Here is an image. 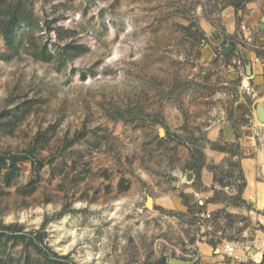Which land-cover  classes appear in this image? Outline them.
I'll return each mask as SVG.
<instances>
[{
    "label": "rangeland",
    "instance_id": "obj_1",
    "mask_svg": "<svg viewBox=\"0 0 264 264\" xmlns=\"http://www.w3.org/2000/svg\"><path fill=\"white\" fill-rule=\"evenodd\" d=\"M231 1L0 2V264L198 263L183 235L195 217L204 237L198 212L144 201L201 152L212 107L245 119L203 62L200 19Z\"/></svg>",
    "mask_w": 264,
    "mask_h": 264
},
{
    "label": "crops",
    "instance_id": "obj_2",
    "mask_svg": "<svg viewBox=\"0 0 264 264\" xmlns=\"http://www.w3.org/2000/svg\"><path fill=\"white\" fill-rule=\"evenodd\" d=\"M218 16L219 20L214 21L205 17L200 19L203 34L213 47L203 62L207 71L217 69L221 76L216 89L210 86L211 95L218 99V104H233L235 108L247 109L245 119L237 122L233 117L237 111L234 110L232 116L223 110L222 114H216L217 109L212 107L211 115L215 114V117L208 119L201 135L203 139L196 138L194 134L202 142L201 152L190 154V165L179 171L174 179L161 178L159 183L149 186L150 193L145 194V198L152 196L153 207L158 206L162 210H176L187 215H190L188 210L211 214V219L206 222L212 229L205 233L196 247L197 264H264V136H259L264 133V120L261 121L257 115L259 105L264 104V1L251 0L239 8L229 2L224 4ZM241 24L252 30L255 48L242 43ZM227 44L233 47L230 53L225 54L223 48ZM235 58L243 62L245 78L253 88L252 93L246 94L235 84L244 80L232 64ZM212 76H216L213 71ZM229 89L235 93L234 98H230ZM236 144L239 145L238 150L232 147ZM237 157L240 158L238 170L227 164ZM239 172L245 178L241 191L236 185ZM228 174V183L216 185L217 176L225 180ZM189 222L183 233L186 249L190 242H194L193 237L198 231L195 217H191ZM221 240L247 246L249 255L241 261L230 258ZM259 252L260 259L256 260L253 255Z\"/></svg>",
    "mask_w": 264,
    "mask_h": 264
},
{
    "label": "built area",
    "instance_id": "obj_3",
    "mask_svg": "<svg viewBox=\"0 0 264 264\" xmlns=\"http://www.w3.org/2000/svg\"><path fill=\"white\" fill-rule=\"evenodd\" d=\"M240 28L243 30L242 43L246 46H250L252 48H255L256 46L254 45V42H253L252 30L243 24H241ZM232 64L235 66V69L237 68V70L241 73V76L243 78L246 77L244 74V69L242 67L243 62L240 58H235V60H233ZM243 78H242V80H243ZM242 86L247 93L253 92V88L250 86L249 83L247 85H245L242 81ZM196 216L198 219V224L200 226V233L202 235H205L206 232H208L209 230L212 229L210 223L206 222V220H210L212 216L207 211L198 212L196 214ZM203 239H204L203 236L201 237L200 234H197L194 242L191 244V248L193 250H196L198 243L200 241H202ZM221 243L223 244V248H224L226 255L229 256L230 258L234 259V260L241 261L246 255H249V248L245 245L240 246V244H238L237 242L236 243L226 242L224 240H221Z\"/></svg>",
    "mask_w": 264,
    "mask_h": 264
},
{
    "label": "water",
    "instance_id": "obj_4",
    "mask_svg": "<svg viewBox=\"0 0 264 264\" xmlns=\"http://www.w3.org/2000/svg\"><path fill=\"white\" fill-rule=\"evenodd\" d=\"M232 45L231 44H227L224 48H223V52L225 54H228L231 52L232 50ZM257 115H258V118L261 119V120H264V109L262 110H259L258 108V112H257ZM164 134V131L161 130L160 131V135L162 136ZM145 206L148 208V209H152L153 208V198L152 196H148L147 199H146V202H145ZM168 262L170 264H185V262L179 258H169L168 259Z\"/></svg>",
    "mask_w": 264,
    "mask_h": 264
},
{
    "label": "trees",
    "instance_id": "obj_5",
    "mask_svg": "<svg viewBox=\"0 0 264 264\" xmlns=\"http://www.w3.org/2000/svg\"><path fill=\"white\" fill-rule=\"evenodd\" d=\"M249 1H251V0H236V2L235 1H231L230 3H232L235 6V8H239V7H242L246 2H249ZM0 2H3V0H0ZM16 27H17V24L15 22V23L10 25L9 31L6 32L7 37H8L9 40L14 35V30L16 29ZM241 176H242L243 182L241 184V187H240L239 191L242 190V188H243V186L245 184L244 177H243V175H241ZM263 261H264V253H263Z\"/></svg>",
    "mask_w": 264,
    "mask_h": 264
},
{
    "label": "bare ground",
    "instance_id": "obj_6",
    "mask_svg": "<svg viewBox=\"0 0 264 264\" xmlns=\"http://www.w3.org/2000/svg\"><path fill=\"white\" fill-rule=\"evenodd\" d=\"M248 82V81H247ZM246 82V83H247ZM262 109H264V104H261V105H259V110H262ZM261 120V119H260ZM261 121H263V120H261ZM250 194V193H249ZM252 195V194H251ZM253 196V195H252ZM254 257H255V259L256 260H259L260 259V252L259 253H257L256 255H253Z\"/></svg>",
    "mask_w": 264,
    "mask_h": 264
}]
</instances>
